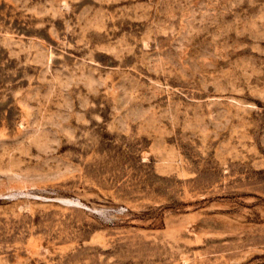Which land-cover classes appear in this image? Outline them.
Segmentation results:
<instances>
[{"label": "rangeland", "instance_id": "374dc122", "mask_svg": "<svg viewBox=\"0 0 264 264\" xmlns=\"http://www.w3.org/2000/svg\"><path fill=\"white\" fill-rule=\"evenodd\" d=\"M0 264H264V0H0Z\"/></svg>", "mask_w": 264, "mask_h": 264}]
</instances>
